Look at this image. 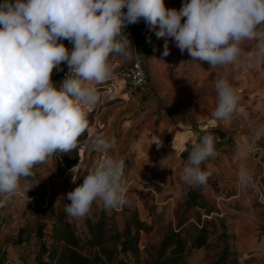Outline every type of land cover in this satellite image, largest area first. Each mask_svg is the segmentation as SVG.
Wrapping results in <instances>:
<instances>
[{
  "label": "clouds",
  "instance_id": "obj_1",
  "mask_svg": "<svg viewBox=\"0 0 264 264\" xmlns=\"http://www.w3.org/2000/svg\"><path fill=\"white\" fill-rule=\"evenodd\" d=\"M141 19L150 31L155 29L157 39L165 38L162 56L169 55L171 38L192 60L224 70L215 81L210 116L230 122L240 98L227 69L241 58L264 63V0H182L179 9L166 7L165 0H0V196L19 192L21 178L33 175V167L52 154L77 148L88 127V109L99 102L94 84L111 77L110 55L128 57L130 39L124 30ZM245 42H253L250 49L242 47ZM62 62L68 72L57 84L51 77L54 68L62 70ZM260 139L264 122L252 127L249 139L237 148L241 186H254L247 161ZM90 143L104 152L116 139L97 134ZM216 154L213 135L193 141L183 181L207 183L213 172L201 165ZM123 168L122 159L96 162L66 194L65 213L83 217L94 202L105 209L122 205L127 191Z\"/></svg>",
  "mask_w": 264,
  "mask_h": 264
},
{
  "label": "rangeland",
  "instance_id": "obj_2",
  "mask_svg": "<svg viewBox=\"0 0 264 264\" xmlns=\"http://www.w3.org/2000/svg\"><path fill=\"white\" fill-rule=\"evenodd\" d=\"M146 37H150V42H146ZM164 39H157L155 29L150 31L145 25L140 35L134 33L128 41V57L110 55L111 77L94 84L99 102L88 109V127L78 138L81 145L68 152L77 165L82 149L83 159L78 171H70L64 181L57 179L46 185L48 171L58 177L68 169L60 160L65 153L56 152L45 162L35 165L33 175L21 178L19 192L7 196V199L0 196V263L37 264L42 243L51 241L53 226L60 213L74 224L83 245L89 249L87 221H95L104 209L102 202H94L89 214L72 217L64 211L65 205L70 203L66 194L82 182L96 162L110 157L124 161L122 183L128 190L126 210L118 215L109 208L106 209L107 215L114 216L120 231L125 230L134 211L150 227L141 232L139 262L130 252H123L121 247L118 260L127 264H144L152 255H157L168 235L180 229L184 234L194 226L200 228L208 217H214L216 226L209 225V229L215 231L209 237L210 245L190 249L187 258L188 264H212L224 247V242L219 240L223 230L221 222L216 220L222 217L231 236L230 250L235 252L238 264H264V202L258 200L260 193L264 194V155L257 154L261 152L259 142H256L257 151L247 161L253 173L254 186L239 184L235 155L240 144L230 143L201 165L202 169L213 172L208 182L194 186L219 212L206 215L204 208L188 206L191 186L182 179L187 157L181 153L195 140L198 129L206 131L211 125V121H196L202 114L198 108L209 106L206 96L210 94L215 98L214 76L211 75V83L205 87L189 81L188 76L177 68L178 64L173 62L177 59L178 48L171 38H167L169 55H161ZM63 43L68 48L72 47L67 40ZM136 58L143 60L148 75L149 85L143 90L134 88L127 78V68ZM53 73L54 81L59 76L55 68ZM194 103L198 104L195 108ZM252 115L250 109L242 112L236 109L229 124L237 131L234 128ZM97 134L115 137L116 144L104 152L93 150L90 141ZM153 188L157 193L149 191ZM235 194L239 197L230 198ZM160 199L167 200V205L161 206ZM44 225L42 237L40 229ZM22 228V237L26 241L13 243Z\"/></svg>",
  "mask_w": 264,
  "mask_h": 264
},
{
  "label": "trees",
  "instance_id": "obj_3",
  "mask_svg": "<svg viewBox=\"0 0 264 264\" xmlns=\"http://www.w3.org/2000/svg\"><path fill=\"white\" fill-rule=\"evenodd\" d=\"M210 131L212 132V130ZM79 145L81 143H78L77 148ZM64 155L63 159L60 157L61 164L65 165V168L74 166L76 160L70 158L73 155L70 153ZM190 186L188 206L204 208L206 215L219 212L214 205L208 203L203 194L196 191V187ZM216 220L221 222L220 226L223 230L219 235V240L224 242V247L212 264H238L235 252L230 250L229 239L231 236L227 231L225 220L222 217ZM210 224L216 226L214 217H208L202 227L194 226L184 234H182L183 229L177 233H171L162 241L157 255H152L144 264H188L187 258L190 249H200L210 245L209 237L215 232L214 229H209ZM87 227L90 236L89 249L83 245V239L77 234L74 224L60 213L56 225L53 226L51 241L48 244L42 243L37 256V264H127L125 261L117 259L120 252L119 247L123 252H130L136 262H139L141 232L150 228L139 219L137 212L134 211L130 215L125 230L120 231L114 216L107 215L105 208L98 213L95 221L91 219L87 221ZM44 228L45 225L40 229L42 237ZM23 231L22 228L13 243L22 244L26 241L22 237Z\"/></svg>",
  "mask_w": 264,
  "mask_h": 264
},
{
  "label": "crops",
  "instance_id": "obj_4",
  "mask_svg": "<svg viewBox=\"0 0 264 264\" xmlns=\"http://www.w3.org/2000/svg\"><path fill=\"white\" fill-rule=\"evenodd\" d=\"M181 4L182 0H165V6L169 8L179 9L181 7ZM145 25L146 23L143 20L139 21L138 23L131 24L133 33H135V35H140L142 33V30H144ZM252 43L253 42H245L242 47H244L245 50H248L251 48ZM176 51L177 59H174L173 62H176L178 64L177 68L183 71L182 74L188 76L189 81H193L198 85L205 87L211 83V75H213L214 87L215 81L220 78V75L224 71L223 69L209 68L208 63L205 61L192 60L187 51H185L184 53H181L179 49H177ZM227 76L230 83L237 90L240 98L236 109L239 110V112H242L244 109H250L253 112V115L248 116V118H246L244 122L240 123L238 127L234 128L237 131H234L231 127V124H225L223 121H214L210 118L209 112L213 111L216 104V91L214 92L215 98L211 97L210 94L206 96V101L209 102V106L205 107L204 105L203 108H198V110L202 112V114L197 119L196 123L211 121V125L206 131H201L198 129L196 131L195 140H197L198 137L204 134L213 135L214 146L217 152L216 155L219 154V150L226 148L228 145H230V143L241 144L247 141L249 139V130L257 123L264 122V63L256 65L247 59L241 58L239 61L228 67ZM54 77L55 75L54 73H52L51 78ZM54 82L58 84L59 78L57 77ZM197 105V103H194V108ZM210 130H212V132ZM261 140L262 139L257 141L259 142L258 149L261 151L257 154L261 155L262 157L264 155V142ZM192 143L193 141L190 142L188 149H185V151L181 153L183 157H188ZM51 156H49L47 160ZM38 165L40 164H37V166ZM257 189H259V187H257ZM233 197L238 198L239 194L230 196V198ZM160 200L164 201V199ZM258 200L260 202H264V194L260 193Z\"/></svg>",
  "mask_w": 264,
  "mask_h": 264
},
{
  "label": "built area",
  "instance_id": "obj_5",
  "mask_svg": "<svg viewBox=\"0 0 264 264\" xmlns=\"http://www.w3.org/2000/svg\"><path fill=\"white\" fill-rule=\"evenodd\" d=\"M143 19H141L140 21H142ZM125 33L128 35L129 39H132L134 36L131 24L127 25L125 28ZM61 71L57 72L58 76H59V82L65 77V74L68 72V69L66 67V65H64L63 63L61 64ZM127 78L129 83L136 89H145L149 84H148V75H147V71L144 65V62L142 59L136 58L132 61V63L129 65V67L127 68ZM80 157L81 160L79 162V164L74 165L76 171H78L80 164L82 163V159H83V151L82 149L80 150ZM70 167L66 170V172H63V174L61 176L56 177V175H54L52 172H48L45 177H46V185H49L50 182H52L53 180H59V181H64L68 175V173L71 171V169L74 167ZM125 177V164H124V168H123V175H122V180ZM144 189V188H143ZM126 190H128V187H126ZM149 191L153 192V193H157L155 188L150 189ZM126 198H127V191L125 193V197L124 200L125 202L120 205L117 206L115 208H112L114 210V212L118 213V215H121V213L124 212L125 208H126ZM168 203L167 200L164 201H160V205L161 206H166Z\"/></svg>",
  "mask_w": 264,
  "mask_h": 264
}]
</instances>
